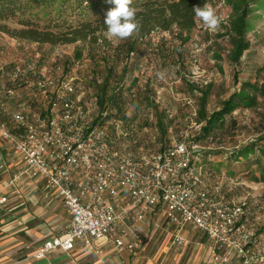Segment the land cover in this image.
I'll return each instance as SVG.
<instances>
[{"label":"rangeland","instance_id":"rangeland-1","mask_svg":"<svg viewBox=\"0 0 264 264\" xmlns=\"http://www.w3.org/2000/svg\"><path fill=\"white\" fill-rule=\"evenodd\" d=\"M248 1L245 39L249 48L237 65L229 62L231 46L227 37H219L231 15L229 0H209L208 4L215 8L221 19L218 30H207L197 19L195 28L186 38V33L180 35L176 28L155 32L141 42L137 39L136 45L144 53L131 59L123 52L115 59L113 53L124 40L109 38L106 32L99 35L101 38L96 45L89 40L51 45L0 32V70L4 71L0 84L15 88L16 100L30 96L32 92L27 87L13 81L11 70L14 66L33 64L56 77L77 78L87 92V99L93 101L90 94L94 83L101 84L107 72L104 68H112L111 85L124 75V97L128 96L126 89L130 88V98L136 99L138 104V110L134 111L131 99L127 101L125 119L115 117V111L109 112L108 120L112 124L106 127L116 150L134 156L137 153L150 155L173 140L191 143L192 137L199 133L193 114L199 107L200 90L207 94L206 107L212 112L240 88V83L264 86V0ZM7 28L10 32L20 29L16 24H8ZM172 48H177L181 54V65ZM96 66V71L91 73ZM134 79L136 84L129 87ZM187 84L197 89L192 91ZM153 106L164 113L169 126L162 139L154 123ZM7 108L12 110L14 104L8 103ZM98 111L95 114H99ZM253 144H264V97L259 94L253 107L235 110L226 118L223 129L202 140L198 144V154L206 156L203 169L207 188L210 191L219 189L228 203L245 204L248 225L256 235H264V182L253 181V178L262 180L264 172L258 171L255 158L250 154L247 159H230L233 152ZM259 156V152L256 153L255 157ZM260 159L264 165V158L261 156ZM38 207L41 212L42 209L48 211L44 220L29 217L22 221L7 210L0 211V264L41 262L31 256L37 244L25 234L26 230L39 236L48 228L59 234L65 231L68 221L57 204ZM149 225L152 233L147 247L135 256L110 251L100 255L83 251L64 255L56 252L41 264H211L208 241L200 233L186 227L183 232L185 243L177 249L170 245L172 229L162 220L158 221L157 227H153L152 220ZM144 226L148 228V223Z\"/></svg>","mask_w":264,"mask_h":264},{"label":"built area","instance_id":"built-area-1","mask_svg":"<svg viewBox=\"0 0 264 264\" xmlns=\"http://www.w3.org/2000/svg\"><path fill=\"white\" fill-rule=\"evenodd\" d=\"M11 77L32 94L16 100V89L0 84V139L21 160L8 185L43 183L70 217L62 234L34 247L35 261L56 252L100 255L98 240L118 254L133 253L143 245L140 225L150 227L152 220L157 227L162 220L172 229L171 247L184 245L189 227L207 239L211 264H264V235L248 225L245 204L228 203L219 189L207 188L199 143L173 140L150 155L121 153L107 132V112L102 125L94 123L96 101L77 78L33 64L14 66ZM195 126L199 131L202 124Z\"/></svg>","mask_w":264,"mask_h":264},{"label":"trees","instance_id":"trees-1","mask_svg":"<svg viewBox=\"0 0 264 264\" xmlns=\"http://www.w3.org/2000/svg\"><path fill=\"white\" fill-rule=\"evenodd\" d=\"M205 3L208 4L209 0H132L131 6L136 8L137 19L141 27L138 32L124 40L116 48L113 53L115 59H118L122 52L130 59L132 56L140 57L144 50L137 47L138 40L141 42L155 32L170 31L172 28H176L178 34L186 33V38L196 26L194 6L203 7ZM248 3V0H229L231 15L227 25L223 28L224 32L219 36L227 37L231 46L228 59L234 65L239 63L241 56L249 48V42L245 39ZM114 7L115 5L110 0H87V2L86 0H0V32L9 33L21 40L51 45H68L78 41L83 43L87 40L96 45L100 40L99 35L107 31V26L104 23L106 14ZM8 24H16L20 29L10 32L7 28ZM172 53L177 56V61L181 65L182 61H179L181 54L178 49L172 48ZM77 55L80 56L79 53ZM134 62L137 63V60ZM96 69L97 66L91 73H94ZM124 69L127 71L126 67ZM104 70H107L106 77L101 84L94 83L93 93L90 94V97L96 101V110H99V114L94 120L97 125H102L106 120L100 116L103 112H107V116L110 118L109 112L115 111V117L125 119V105L131 99L130 88L126 89L125 92L128 93V96L124 97L123 91L126 83V80L123 79L124 75L121 74L118 81L112 86L110 82L113 77L112 68H104ZM135 84L136 79L131 82L129 87H133ZM187 86L192 91L197 89L192 85L187 84ZM199 93L201 95L197 100L199 107L195 112V120L202 126L199 133L191 139L196 143H200L214 135L216 131L223 129L226 118L235 110L253 107L258 94L264 97V86L240 83V88L232 93L219 109L212 112H209L206 107L207 94L201 90ZM130 101L134 106V111L138 110L137 100L131 99ZM153 109L155 112L154 123L161 132L162 139L166 136L169 126L165 121L164 113L159 111L156 106H153ZM258 152L260 156L255 157ZM247 154L255 158L258 171L264 172V165L261 164L260 159L261 156L264 158V144H253L241 148L239 151L233 152L230 159L232 157L235 160L247 159ZM205 162H207L206 156L203 157L204 165ZM258 179L253 178V181L264 182V177L261 178L262 180Z\"/></svg>","mask_w":264,"mask_h":264},{"label":"crops","instance_id":"crops-1","mask_svg":"<svg viewBox=\"0 0 264 264\" xmlns=\"http://www.w3.org/2000/svg\"><path fill=\"white\" fill-rule=\"evenodd\" d=\"M0 157L2 158L4 164V169L0 170V199L6 198V202L4 204H0V211L2 209L7 210L9 213L14 215L15 217L20 218L21 220L28 219L29 217H31L32 219L34 218L38 220H44L46 217H48L44 216L46 213H48V211L43 212L42 209L41 212L40 207L38 206L47 208L50 204H57L62 209L69 223L70 217L61 207L60 200L55 196L50 195L49 193L47 194V192L44 190L43 183L39 181L24 179L22 182L16 185H8L11 177L18 171L21 165V160L10 148H8V146H6V144L1 139ZM139 230L143 240V245L141 246V248L138 250H134L133 253L124 251L121 254L135 256L145 251L147 243L149 241V236L152 232L151 230H149V227L145 228L144 225H140ZM57 232H51L50 228H48L46 229V231H43V235L40 236L38 234L32 233V230H26L25 234L29 237H32L34 244H39L43 240H45V238H48L50 236H57L63 233L62 232L59 234ZM129 240L130 238L124 239L126 243ZM95 246L97 248H103V252L110 251L117 253L114 249L113 244L104 240L95 241ZM41 263L44 262H39V264Z\"/></svg>","mask_w":264,"mask_h":264},{"label":"clouds","instance_id":"clouds-1","mask_svg":"<svg viewBox=\"0 0 264 264\" xmlns=\"http://www.w3.org/2000/svg\"><path fill=\"white\" fill-rule=\"evenodd\" d=\"M110 2L115 7L106 14L104 21L107 26L106 35L121 41L127 40L141 27L136 8L131 6L132 0H110ZM193 12L194 19L200 20L207 30L212 32L218 30L221 19L212 5L205 3L203 7L194 6Z\"/></svg>","mask_w":264,"mask_h":264}]
</instances>
